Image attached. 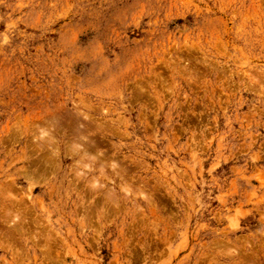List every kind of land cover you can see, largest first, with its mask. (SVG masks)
Returning a JSON list of instances; mask_svg holds the SVG:
<instances>
[{
    "label": "rangeland",
    "instance_id": "374dc122",
    "mask_svg": "<svg viewBox=\"0 0 264 264\" xmlns=\"http://www.w3.org/2000/svg\"><path fill=\"white\" fill-rule=\"evenodd\" d=\"M0 264H264V0H0Z\"/></svg>",
    "mask_w": 264,
    "mask_h": 264
}]
</instances>
